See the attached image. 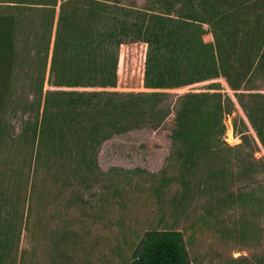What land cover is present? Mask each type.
<instances>
[{"label": "rangeland", "instance_id": "1", "mask_svg": "<svg viewBox=\"0 0 264 264\" xmlns=\"http://www.w3.org/2000/svg\"><path fill=\"white\" fill-rule=\"evenodd\" d=\"M5 1L0 0V15H13L15 23L0 108V264H127L146 231L168 229L183 233L191 264H264V151L246 117L248 109L241 107L226 81L220 77L180 88L145 89L142 67L137 68L142 42L130 32L120 36L133 43L122 48L132 64L120 70L116 87L54 86L64 83L61 75L74 71L60 66L88 59L84 52L68 53L67 42L60 38L68 35L63 18L69 20L74 11V19L82 21L85 0H58L63 2V18L51 70L56 15L46 3L54 0H12L18 4L10 8ZM160 1L104 0L100 22L105 30L119 27L122 19L132 23L137 13L157 8ZM243 3L237 22L241 33L247 29L254 36L264 28V0ZM105 46L109 53L117 49L107 42ZM215 87L226 109L221 142L231 149L202 156L198 173L192 175L173 154L177 99L187 92H213ZM243 88L238 92L244 104L264 102V64L255 68ZM153 90L167 93L157 103L161 113L156 120L149 117L91 149L83 138L87 126L101 115L89 116L75 106L70 130L58 118L64 127L62 142L56 136L39 146L40 121L63 118L73 98L91 97L94 103ZM93 91L103 92L87 94ZM115 91L121 94L115 96ZM226 94L233 104L224 99ZM241 134L248 137L244 143ZM223 167V180L198 183L208 169ZM181 176L190 181L188 204L182 198Z\"/></svg>", "mask_w": 264, "mask_h": 264}, {"label": "trees", "instance_id": "2", "mask_svg": "<svg viewBox=\"0 0 264 264\" xmlns=\"http://www.w3.org/2000/svg\"><path fill=\"white\" fill-rule=\"evenodd\" d=\"M198 1L200 3L203 2L204 5L198 9H190L194 10L193 15L189 14L193 20L203 22L216 21L217 23L222 21L223 15H221V10L209 7L206 2L207 0ZM231 1L240 3L235 8L242 6L241 2L243 0ZM56 2L57 0H54L53 3L46 4L53 7L56 5ZM5 3L7 7L18 4L12 0H6ZM233 17L237 19L235 14H233ZM226 19H229V17L226 16ZM170 21L173 20L162 17L160 13L147 14L141 11L137 13V18L132 23H127L122 19L119 27L111 26L104 30V42L114 43L117 47L120 44L119 33L120 35H125L133 32L137 36V40L147 43L148 47L143 73L144 88L172 89L217 78L218 71L214 59L210 56V61L208 62L207 60L209 55L207 53L211 52L208 45L198 47L197 62L193 64L192 69L175 68L174 62L177 58L175 54V38L179 36L188 40L189 37L180 34V28ZM235 22L237 23V21ZM235 22L231 24L230 30L226 31L227 38L230 39V42H233L232 48L236 47L240 49V55H246L247 52L241 46L242 43L250 42V49L252 51L255 50L254 60L258 57L255 67L253 66L254 60L250 63L248 61L249 64L247 65L246 72H251L253 67L256 68L264 64V28L260 31L257 30L254 36H251L250 33L253 32L249 33L246 31L247 29L239 35V29H236ZM14 23L13 15H0V108L7 91L8 67L13 55ZM52 52L53 63L55 47ZM201 58H203V62L200 60ZM117 61V55L109 53L105 46L103 61L98 64L97 68L94 63L91 65L88 62V69L85 74L61 75L60 78H65L62 84L66 86L116 87ZM221 67L222 76L230 89L235 92L239 104L243 109H248L246 117L264 151V102L253 107L247 106L240 98V94L243 93L238 92L244 89L243 86L250 81L252 74H242L239 70H234L231 73L225 68L222 60ZM214 89L217 88L215 87ZM100 92L103 91H93L87 94L89 96H96ZM114 94L117 96V94L120 95L121 93L115 91ZM166 94L163 91L153 90L129 93L127 99L117 96L116 98H106L103 101H96L94 103L91 97L73 98L68 103L66 102L69 108H66L67 111L63 118L57 117L40 121V126L37 130L39 146H45L56 136L62 142L64 127L60 124L58 118L70 130L73 116L76 115L74 107L81 106L84 113L89 116L93 112H98L101 115L100 121L93 122L87 126V135L83 138L85 146L94 149L96 145L107 140L113 134L121 133L135 124L146 122L149 120V117L153 120L160 117L161 109H159L157 103ZM222 98L223 94L220 91L187 92L178 97L174 116L175 125L171 132V140L173 154L181 162L184 172L187 171L192 175H196L195 172L198 173V169L200 168L199 161L202 156L206 154L215 155L218 152H225L231 149V147L225 146V143L221 142V135L224 133L222 119L223 113L226 110L223 106L225 103H223ZM224 99L233 104L227 94L224 95ZM45 105L46 98L44 99L43 111ZM240 138L243 143L248 139L244 134H241ZM262 166L264 168V157H262ZM204 175L200 177L201 179L198 183H211L216 178L223 180L227 175V168L208 169ZM181 181L185 183L182 198L187 203L191 190L188 185L190 181L182 176ZM127 264H191V262L185 247L183 233L178 230L168 229L146 231Z\"/></svg>", "mask_w": 264, "mask_h": 264}, {"label": "crops", "instance_id": "3", "mask_svg": "<svg viewBox=\"0 0 264 264\" xmlns=\"http://www.w3.org/2000/svg\"><path fill=\"white\" fill-rule=\"evenodd\" d=\"M66 1V0H61ZM207 5L210 7H215L216 10H221L223 15L221 22L216 21H198L193 20L189 14L193 15L194 8H199L203 6V2L200 3L198 0H161L160 4L155 3V6L157 8H146L143 9L144 12L150 13H160L162 17L171 19L179 28H180V34L186 35L188 40H186L184 37L177 36L175 38V54L177 55V58L175 59V68L176 69H192L193 64L197 62V54L199 51V46L202 45H208L211 52L207 53L209 54L207 57L208 62L210 61V56L214 59L215 66L217 67L218 71V77L214 79H218L220 77L223 78L222 73V67H221V60L224 63V66L229 72L232 73L234 70H239L242 74H253L252 70H255L256 62L258 61V57L254 60L255 50L252 51L250 49V42L242 43V47L246 50V55H240V49L234 47L232 48V43L230 42V39L227 38V30H230L231 24L235 21H239V17L241 16V9L244 5V3L239 6V8H235L240 3L232 2L231 0H207ZM63 2H56V5L54 7V15H56L55 19L53 18L52 26L54 27V41H53V48L56 46V38H57V30L58 25H60L59 21L63 16L61 17V7ZM86 8L83 9L81 18L82 21H78L77 19H74L77 17L76 13L74 11L71 13L69 20L66 18H63V26L68 28V35L61 36V39H64L68 46L66 47V51L73 52L76 55L80 54L81 52H84V54H87V58L85 62L73 63V60L70 62H66L62 66L59 67V70H74L73 72H67L65 74H85L86 70L88 69V62L94 63L95 67L97 68L98 64H100L103 61V56L105 52V42H104V24L103 21L100 22V18H103L105 15V2L104 0H85ZM51 6V5H50ZM57 13V14H56ZM233 14L237 17V19H234ZM220 15V16H221ZM73 16V17H72ZM226 16L229 17V19H226ZM72 17V19H71ZM192 18V19H190ZM71 19V20H70ZM235 20V21H234ZM99 23V24H98ZM236 29H239V35H241L242 27L239 22H235ZM119 39L120 44L117 46L116 51H114L117 55V67H116V73L120 72V70L129 69V65L132 63L125 59V56L122 52L123 47H130L133 46V43H127L124 41V39L120 36L119 33ZM141 41V40H140ZM142 44V50L141 54L143 55L141 58V65L138 66L141 70L142 67V75L144 73V67H145V58H146V52H147V43L144 41H141ZM239 43V42H238ZM115 45L114 43H108ZM241 44V43H240ZM116 46V45H115ZM69 47V48H68ZM121 47V48H119ZM220 49V50H219ZM106 50L107 46H106ZM209 50V51H210ZM237 50L238 52H236ZM53 51V49H52ZM49 50V54L51 53V63H52V54L53 52ZM165 51V49H164ZM248 54V55H247ZM233 57H236L233 59ZM233 59V61H231ZM203 62V58H201ZM253 69H251V72H246L247 65L250 62H253ZM240 62L242 64H236L235 62ZM249 61V63H248ZM65 62V59H64ZM50 63V68L51 64ZM128 65V66H127ZM238 65V66H237ZM240 68V69H239ZM135 69V68H134ZM250 71V70H249ZM224 79V78H223ZM54 86H66L62 83L54 84ZM72 87V86H67ZM76 87V86H73ZM102 88V87H101ZM114 88V87H112ZM180 88V87H178ZM217 88V87H216ZM147 89V88H145ZM173 89V88H172ZM152 90V89H151ZM166 90V89H165ZM218 91L219 89H214V91Z\"/></svg>", "mask_w": 264, "mask_h": 264}, {"label": "built area", "instance_id": "4", "mask_svg": "<svg viewBox=\"0 0 264 264\" xmlns=\"http://www.w3.org/2000/svg\"><path fill=\"white\" fill-rule=\"evenodd\" d=\"M233 131H234V129L231 127V128H230V132H231V134H230V135H232V134H233ZM224 140H225V138H224Z\"/></svg>", "mask_w": 264, "mask_h": 264}]
</instances>
